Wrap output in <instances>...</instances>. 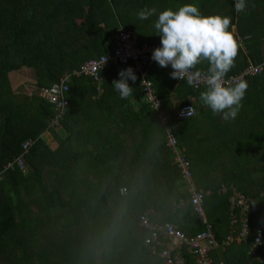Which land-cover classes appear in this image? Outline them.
<instances>
[{
	"label": "trees",
	"instance_id": "1",
	"mask_svg": "<svg viewBox=\"0 0 264 264\" xmlns=\"http://www.w3.org/2000/svg\"><path fill=\"white\" fill-rule=\"evenodd\" d=\"M122 1L0 0V264H160L143 246L147 232L138 226L141 214L152 210V222L173 224L186 236L203 228L188 195L179 189L184 183L164 146V128L155 124L138 81H129L133 92L127 99H121L108 81L118 79L127 65L106 64L100 71L105 102L104 97L91 100L94 87L89 78L70 77L63 94L68 107L56 119L63 139L50 130L53 103L36 95H23L16 103L10 89L7 74L22 69L34 70V88L52 89L65 72L111 53L117 30L132 31L138 43L159 47L157 15L140 20L142 2L157 14L195 4L203 16L231 17L229 31L234 27L238 54L227 75L238 73L247 60L254 65L264 62V0H246L241 13L235 11V0H140L139 6L125 0L131 7L125 20L106 6ZM198 68L206 71L207 64ZM147 77L195 187L211 191L202 206L216 241L221 243L227 233L229 188L250 199L249 226L256 229L264 210V67L246 80L242 108L230 121L203 106L199 93L204 85L194 89L154 69ZM172 101L190 105L196 113L177 119ZM198 127L203 130L197 139L199 153L192 147L197 141L189 137ZM44 131L51 133L56 149L50 150L40 138ZM25 140L33 141L23 154L25 169L1 172L5 163L21 155ZM136 142L146 147V157L134 147ZM151 157V168L136 162ZM156 160L160 164L152 165ZM119 161L123 166L115 168ZM224 161L229 165L223 166ZM94 163L100 166L98 172L90 170ZM220 185L224 194L216 193ZM179 199L183 204L177 207ZM30 201L36 212L29 210ZM100 223L108 227L95 226ZM245 251L246 246L232 244L209 257L213 262L246 264ZM184 258L191 264L189 256Z\"/></svg>",
	"mask_w": 264,
	"mask_h": 264
},
{
	"label": "built area",
	"instance_id": "2",
	"mask_svg": "<svg viewBox=\"0 0 264 264\" xmlns=\"http://www.w3.org/2000/svg\"><path fill=\"white\" fill-rule=\"evenodd\" d=\"M154 49V46L146 43L138 44L132 32L117 30L113 38L111 53L85 61L78 70L65 72L59 80L58 86L50 90L39 88L35 95L54 103L58 110H62L66 105L62 95L67 89L65 84L71 76L89 78L91 84L95 85L96 90L99 91V86L101 85L99 73L106 64L131 67L137 76L139 91L144 95L146 101L151 104V108L158 112V125L164 128L165 146L173 153L174 161L180 170L182 182L188 186L186 190L188 195L187 202L203 227L200 232L192 236H186L173 224L152 222L149 219L152 210H148L141 214L138 219L139 228L147 232L143 240L146 252L150 256L156 257L160 264H185L184 255L189 256L191 264H233L222 260L213 262L209 257V253L235 244L237 246H246V264H264V210L260 217V225L256 229L250 227L248 220L250 199L237 192L234 188H229L231 194L228 197L227 233L221 243L216 241L213 228L206 220L202 208V200L210 192L195 190L191 187L188 163L175 151V140L166 127L168 117L159 112V99L152 87V82L147 77L152 65L155 63L151 59ZM263 65L248 63L240 74L229 76L226 80L234 83L244 80L245 77L257 76L262 72ZM167 68L172 71L170 66ZM178 81L186 82V79ZM201 85H204L203 77H201L197 87ZM197 87L192 86L194 89ZM189 107L191 106L183 105L178 107L175 105V117L177 119L190 117L186 113L181 115ZM31 145V141L25 142L22 146L23 151L26 152ZM15 164L20 170L24 167L20 158L15 161ZM217 192L225 193L226 189L221 186ZM181 204L182 202L178 201L177 206H181ZM250 233L253 235L251 239H249Z\"/></svg>",
	"mask_w": 264,
	"mask_h": 264
},
{
	"label": "clouds",
	"instance_id": "3",
	"mask_svg": "<svg viewBox=\"0 0 264 264\" xmlns=\"http://www.w3.org/2000/svg\"><path fill=\"white\" fill-rule=\"evenodd\" d=\"M246 7V0H235V11L237 13L244 12ZM153 15H157V19L154 23V29L156 31L155 36L160 38V46L153 50L151 59L158 64V67L161 68V72L163 71L164 74L170 73V78L177 79V81L186 79L187 84L191 87H197L201 77H203L205 90L199 93V99L203 106L209 108L214 116L218 115L225 121L234 120L242 108L241 101L243 100L245 92L248 88L246 80L253 77H245L244 80L234 83L226 80V78L229 76L240 74L246 65L250 63L247 60L246 65L238 73L227 75L234 66V60L238 54V43L234 36V27L233 31H229V27L232 24L231 17H222L220 15L203 16L195 4H185L177 11L166 9L159 12L158 14L156 8L149 9L145 7L138 11V18L142 21L148 20ZM203 63L207 64L206 71H202L198 68V65ZM260 64H264V62ZM169 66L171 67L172 71L167 68ZM153 67L154 64L150 70H152ZM118 76V79L113 80L112 87L116 92L119 93L121 99H127L133 92V88L129 85V81L135 83L137 76L131 67L121 70ZM69 81L70 79L68 82ZM100 82H102L101 78ZM35 90L37 91L38 89L35 88ZM33 95H35V92ZM100 95L101 93L95 92L94 87V95L91 96V100L98 102V97ZM144 100L147 104H149V109L150 111L154 112L155 120L158 122V112L151 108V104L146 101L145 97ZM190 101L193 100L190 99ZM65 102L66 105L62 110H58L53 103V112L55 115L51 120V126L56 125L57 127L56 119H59L61 114H63L65 109L68 107V102L66 100ZM176 105L178 107L180 106L178 102ZM159 112L163 113L160 108ZM185 113L192 117L196 113V110L192 107H189L185 109L181 115H184ZM27 141H31L33 144L32 140H25L20 146L21 149L24 143ZM167 150L171 156L172 162L176 164L173 158V153L169 150V148H167ZM24 153L25 152L22 149L21 155L12 158L10 161L5 163L2 166L1 172L17 167L15 161L19 158L24 164ZM24 169L25 164L21 170ZM191 182L193 181L191 180ZM184 185L186 186L185 193L187 194L186 190L188 186L186 184ZM221 186L223 185H220L217 191ZM191 187L193 186L191 185ZM193 188L195 190H200L196 189V187ZM200 191H209V194H211V191L208 189H201ZM217 191L216 193H218ZM178 201H181L183 204L181 199ZM176 205H178V203Z\"/></svg>",
	"mask_w": 264,
	"mask_h": 264
},
{
	"label": "rangeland",
	"instance_id": "4",
	"mask_svg": "<svg viewBox=\"0 0 264 264\" xmlns=\"http://www.w3.org/2000/svg\"><path fill=\"white\" fill-rule=\"evenodd\" d=\"M126 1H129V0H126ZM131 1L138 3V6H139V2H142L140 0H131ZM124 2H125V0H123L119 6L116 5V6H113V7H111V5H109V4L106 3V6L111 10V12L113 10H115V12L118 11L117 13L119 14L120 18H122L123 20H125L126 17L127 18H130V16H131V7L128 4L124 3ZM142 4L144 5V8L145 7L149 8L148 7L149 4H147L145 2H142ZM141 9H143V8H140V10ZM231 31H233V29ZM34 78H35V72H34V70H25V69H22L20 71L12 72V73H8L7 74V80H8L10 89L14 93L13 95L15 97L16 103L21 101V98H20L21 96L26 95V96H29L30 97L31 95H33L34 92H36L35 88L32 86L33 81H34ZM234 128H235L234 133H236V135H238V130H237L238 127H234ZM50 130L53 131L60 139H63L64 138V135L60 132L59 126H57V127H56V125L55 126H51V129ZM202 132H203V130H201V128L198 127L196 129V133H194V134L192 133V135H190L189 137H191V139L194 138L197 141V139L200 137V135H202ZM44 136H45V139H44ZM40 138L43 140V142H45V144H47V146L49 147L50 150L56 149L57 144H56L55 140H53V138L51 136V133L49 131H44L40 135ZM211 143H213V142H211ZM195 144H197V145H195ZM203 146H205V145H203ZM192 147H194L198 153L201 151L200 148H202L201 145H200V143L198 141L195 142V143L193 142L192 143ZM153 160H154L153 157H151V159L148 160V161L147 160H144V162H142L141 159H138V160H136V162L139 163V164H144V165L147 164L151 168V165H149L148 163H152L151 161H153ZM121 163H122V161H119L116 164L115 168H117V167H120L121 168V166H123V164H121ZM214 163L216 164L217 162L214 161ZM225 164H228L229 165V163L227 161H224L222 165L225 166ZM220 165H221V162H220ZM212 166H215V165L212 163ZM99 168H100V166L97 165L96 163H94L91 166V169L90 170L92 172H98L99 171ZM123 169H124V167H123ZM89 181H93V179H89ZM192 186L195 187V185H194L193 182H192ZM196 189H199V188H196ZM124 192H125V190H123V189L120 190V193L121 194L124 193ZM125 194H126V192L124 193V195ZM260 195H263V193H260ZM28 205H29V207H28L29 210H31L32 212H36L37 207H35V205L33 204L32 201H30L28 203ZM95 226H97V227L100 226L101 228L103 227V229H105V227H108V225H105V224H102V223H100L99 225L96 224ZM98 258L99 257H97L95 259L97 260ZM98 261H99V259H98Z\"/></svg>",
	"mask_w": 264,
	"mask_h": 264
},
{
	"label": "crops",
	"instance_id": "5",
	"mask_svg": "<svg viewBox=\"0 0 264 264\" xmlns=\"http://www.w3.org/2000/svg\"><path fill=\"white\" fill-rule=\"evenodd\" d=\"M83 10H82V14H84V12H85V8L83 7L82 8ZM76 21V23L78 24L79 22H80V20H78V19H76L75 20ZM130 32H132V31H130ZM133 33V32H132ZM134 35V34H133ZM135 36V38H136V40H137V37H136V35H134ZM138 42V41H137ZM141 43H146L144 40L143 41H141ZM141 43H138V44H141ZM147 44V43H146ZM150 45V44H149ZM156 72H160L161 74H163L164 75V73H163V71L161 72V68L160 67H158L157 66V68H153ZM113 78H110L108 81H110L111 83L113 82ZM93 87H95V85H92ZM105 89H106V86H105V84H103V81L101 82V85L99 86V91L98 90H96V88H95V92H97V93H101V95L98 97V101H100L101 100V98L102 97H104V100H103V102H105V100L107 99V92L105 91ZM134 103V102H133ZM176 103H177V101H172L171 102V104H172V108L173 109H175L174 107H175V105H176ZM150 110V109H149ZM151 112V111H150ZM154 119H155V117H154ZM155 124L159 127V125H158V122L157 121H155ZM136 146H137V149H138V151L139 152H141L142 153V155H146V152H143L145 149H146V147L145 148H143L142 147V145L140 144V143H138V142H136L135 144H134V147L136 148ZM164 146H165V136H164ZM150 147V146H149ZM150 148H152V147H150ZM200 149H202V148H200ZM147 154H148V152H147ZM154 156V155H153ZM146 157V156H145ZM155 160V159H154ZM171 160V159H170ZM161 162V160H156V162H158V163H156V164H152V165H157V164H160V162ZM172 161V160H171ZM191 180H192V176H191ZM183 186L182 187H180L179 189H181V191H184L185 192V188H186V186L184 185V184H182ZM191 185H192V182H191ZM194 187V186H193ZM201 190V189H200ZM227 217H228V215H227Z\"/></svg>",
	"mask_w": 264,
	"mask_h": 264
}]
</instances>
